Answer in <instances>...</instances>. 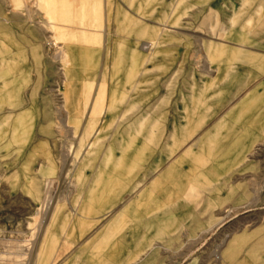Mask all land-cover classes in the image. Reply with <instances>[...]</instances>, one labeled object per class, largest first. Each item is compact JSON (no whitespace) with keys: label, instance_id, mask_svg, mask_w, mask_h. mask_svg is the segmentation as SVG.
<instances>
[{"label":"crops","instance_id":"crops-1","mask_svg":"<svg viewBox=\"0 0 264 264\" xmlns=\"http://www.w3.org/2000/svg\"><path fill=\"white\" fill-rule=\"evenodd\" d=\"M242 1L243 6L236 5L234 10H156L151 18L143 6L129 9L130 25H124L123 30L132 32L125 46L134 58L126 73L127 85L136 76L135 70L143 66L137 76L139 82L131 86L132 97L142 102L160 79L171 78L173 88L178 83L171 91V102L162 99L155 105L159 113L154 119L157 129L150 138L152 145L141 139L134 152L126 140L122 151L116 152L113 145L108 149L106 166H93L88 151L85 158L90 165L82 167L77 162L73 193L67 199L76 213H63L64 204L59 200L58 214L52 209L38 234L28 232L26 238L0 236V264H165V242L173 244L181 235L195 238L197 224H203L200 233L210 230L222 208L264 207L259 193L244 202L245 183L237 178L250 172L252 176L260 174L254 153L264 142V0ZM33 2L0 0V78L5 77L4 63L28 61L30 48L42 47L47 36L52 48L56 37L52 27L58 23L46 16L41 28L34 27L35 15L53 12L35 10ZM69 12L84 14L78 10L55 13L65 16ZM106 13L112 15L115 10ZM213 14L217 16L214 22ZM197 15L202 17L197 19ZM214 23L215 36L211 34ZM149 27H155L151 29L156 42L154 54L147 57L142 48L149 44ZM169 30L171 39L165 40ZM68 35L64 38L67 43L61 42L64 50L60 52L74 56L79 53L77 44L68 42ZM181 80H188L186 86ZM125 97V93H114L106 106L95 102L92 114L112 113ZM87 106L78 108L74 103L69 109L63 107L67 123L72 121L78 127L84 114L71 120L74 110L85 112ZM145 121L140 120L141 124ZM49 143L45 137H38L32 150L43 148L45 155L51 149ZM43 159L12 155L0 166V211L35 205L41 198L43 174L37 172L36 164ZM78 175L82 177L78 179ZM255 184L251 186L253 192L260 189L259 183ZM1 212L3 229L5 222L18 223L23 217ZM3 229L0 235H8ZM262 231L264 222L251 232L231 236L221 260H232L238 254V240L247 233ZM4 240L13 241L15 246L5 247ZM250 249L246 248L248 254L240 264H256ZM259 251L264 255V248ZM9 254L13 256L11 262L2 258ZM260 261L264 264V257Z\"/></svg>","mask_w":264,"mask_h":264},{"label":"rangeland","instance_id":"rangeland-1","mask_svg":"<svg viewBox=\"0 0 264 264\" xmlns=\"http://www.w3.org/2000/svg\"><path fill=\"white\" fill-rule=\"evenodd\" d=\"M236 5L243 6V1L35 0L31 4L35 10H52L53 13L35 15L32 25L41 28L44 17H52L53 23L56 21L58 23L57 26L53 24L52 27L56 37H53L52 48L49 45L48 36L44 39L42 47H31L28 61H18L9 65L4 63L5 77L0 78V166L12 155L16 158L25 157L26 160H34L42 156L43 162H37L36 170L37 172L40 170L43 174L41 179L43 181L40 182L43 188L40 192L41 198L35 205H18L1 210L23 217L18 223L5 222V229H0L8 235L0 236L7 238L19 235L26 238L28 232L38 234L42 230L43 222L45 224L47 216L51 215L52 209L59 200H62L64 204L63 213L74 215L76 207L70 206L67 199L73 193V183H75L73 172L78 165L77 162L80 161L82 167H89L90 164L88 166L85 164L87 161L90 163L89 159H91L93 166H106L109 147L116 145V152L122 151L125 140L127 145L132 146L133 152L139 148L141 139H147L148 145H152L150 138L155 137L154 131L157 129L154 119L159 113L155 110V105L162 99L164 102H171V91L174 88V90L177 89L178 83L174 84L173 88L171 78L160 79L158 86L153 85L148 89L142 102L132 97L131 86L139 82L140 78L137 76L143 66L135 70L136 76L131 79V85H127L126 73L130 71L131 60L134 58V53L125 46L132 32L127 33L123 30L124 25H130L129 9L140 10L143 6L142 8L148 10V17L151 18L152 12L156 10H186L187 8L205 10L209 7L211 10H227L226 8L234 10ZM59 10L73 12L78 10L84 14L69 12L64 16L55 13ZM90 10H97V13H85ZM108 10H115V14L108 15L106 13ZM199 17L202 16L197 15V19ZM212 17L214 22L217 16L213 14ZM216 26L214 23L211 31L213 36L216 34ZM151 28L155 27H149L147 32L149 44L142 48L147 57L154 54L156 42L152 39L155 32ZM66 34L70 36L68 42L71 40L77 44L79 53L74 56L69 54L64 56L63 52H60L64 50L63 44L67 43L64 39ZM166 34L165 40L171 39V31H167ZM59 36H62V39L61 37L59 39ZM67 48L70 50L69 44ZM115 54L122 55L118 59ZM184 65L189 67L194 64ZM181 81L186 86L188 80ZM114 93L118 96L125 93L126 97L118 102L112 113L98 114L99 112L96 111L93 115L92 108L95 102L104 103L106 106ZM74 103L78 108L88 105L78 127L72 121L67 123V116L63 110V107L71 108ZM67 112L68 115L71 114L70 111ZM80 113L81 109L74 110L71 120L80 118ZM143 119L147 121L141 124L140 120ZM38 137H45L46 140L51 141L49 143L51 149L48 148L45 155L42 147L36 151L32 150L34 146L32 143ZM70 146L72 149L68 153L67 149ZM90 150L91 158L87 160L85 157ZM254 157L260 163V174L252 176L250 172L239 175L237 178H243L245 183L244 202L248 199L250 201L252 197H258L259 193V200L264 203V142L255 150ZM250 160L251 158H248L249 166H251ZM248 170L250 171L251 168L246 169ZM77 177L80 179L82 176ZM255 183H259L260 189L253 192L251 186L256 185ZM48 192L55 197V205L50 207L49 215L46 216V220H43L39 215V206L48 196ZM232 194L234 195L235 192L233 191ZM190 208L193 210V206ZM231 211V206L218 211L217 221L211 224L208 231L203 230L200 233L199 226L203 224H197L195 238L181 235L173 244L165 242L163 248L169 252L164 255L165 264H240L248 254L246 248H251L250 257L259 264L261 257H264L259 251L264 248V238H260L264 235L263 231L261 232L263 234L256 235L247 233L246 238L238 240L241 247L238 254H234L232 260L225 262L221 260L220 254L224 252L231 236H236L238 232H251L259 223L264 222L262 206H244L232 213ZM3 242L5 247L15 246L13 241L4 240ZM23 243L27 244L26 239ZM171 250L174 253H170ZM2 258L11 262L13 256L9 254Z\"/></svg>","mask_w":264,"mask_h":264},{"label":"bare ground","instance_id":"bare-ground-1","mask_svg":"<svg viewBox=\"0 0 264 264\" xmlns=\"http://www.w3.org/2000/svg\"><path fill=\"white\" fill-rule=\"evenodd\" d=\"M104 31V30H103ZM67 77V76H66ZM66 79V78H65ZM97 103H99V102H97ZM98 105V104H97ZM84 114V112H81L80 113V115L82 116ZM74 129H75V127H74ZM88 135H90L89 133H87ZM87 135V136H88ZM71 149H72V147L70 146V147H68V149H67V152L69 153V152H71ZM90 163L87 161V164H85L86 166H88ZM49 169V168H48ZM54 196H53V194L51 193V192H48V196L45 198V199H43L42 200V202H41V205L39 206V209H40V214L39 215H41V217H42V219L44 220L45 218H46V216L47 215H49L48 213H49V211H50V207L52 206V205H55V203H54ZM58 211H59V205H58V203L54 206V208H53V214L54 215H57L58 214Z\"/></svg>","mask_w":264,"mask_h":264}]
</instances>
